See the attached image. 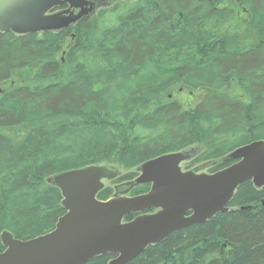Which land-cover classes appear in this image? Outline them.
<instances>
[{"label":"trees","instance_id":"trees-1","mask_svg":"<svg viewBox=\"0 0 264 264\" xmlns=\"http://www.w3.org/2000/svg\"><path fill=\"white\" fill-rule=\"evenodd\" d=\"M235 1H120L58 33H0V235L55 229L66 213L55 175L118 166L127 173L111 185L136 196L150 185H124L149 160L194 148L186 171L206 164L211 174L264 141V0H238L249 40L226 32L236 11L219 7ZM186 91V103L202 101L187 107ZM228 208L127 264H264V187L246 181Z\"/></svg>","mask_w":264,"mask_h":264},{"label":"water","instance_id":"water-1","mask_svg":"<svg viewBox=\"0 0 264 264\" xmlns=\"http://www.w3.org/2000/svg\"><path fill=\"white\" fill-rule=\"evenodd\" d=\"M64 5L66 10L48 14ZM95 8L93 0H0V32L57 33ZM191 159V153L178 152L149 160L128 184L150 185L147 193H116L105 201L97 196L105 179H116L113 167L87 166L51 177L48 182L60 189L66 213L52 232L32 240L3 232L0 264H88L106 254L117 256L109 264H127L171 234L228 212L246 181L264 187V141L236 149L227 158L235 162L213 174L183 172L181 164ZM151 210L155 212L146 213ZM131 214L140 215L125 221Z\"/></svg>","mask_w":264,"mask_h":264},{"label":"rangeland","instance_id":"rangeland-1","mask_svg":"<svg viewBox=\"0 0 264 264\" xmlns=\"http://www.w3.org/2000/svg\"><path fill=\"white\" fill-rule=\"evenodd\" d=\"M94 2H96V7L98 6V5H100V6H98L97 7V10H99V8L101 7V5L102 4H104V2L105 1H108V0H93ZM120 1H124V2H129V3H134V2H136L137 0H112V5L111 6H109V9L110 8H112L116 3H118V2H120ZM104 7H108V6H104ZM103 8V7H102ZM101 9V8H100ZM94 12V11H93ZM93 12L91 13V14H93ZM57 13V12H56ZM96 13V12H95ZM94 13V14H95ZM49 14V13H48ZM50 14H52V13H50ZM93 14V15H94ZM239 18H240V11H236V15H235V17L233 18V19H231V21L229 22V24L226 26V32L227 33H233V32H237L238 34H240L244 39H246V40H249V39H252L253 38V34L251 33V31L250 30H245L244 31V29L243 28H241L240 27V23H243L245 26L247 25V23H248V21H244V22H241L240 20H239ZM188 91H186L185 93H183L181 96H178V99H180L187 107L190 105L191 107H195L196 105H198V103L199 102H201L202 101V99H203V94L202 93H198L197 95H196V97H194V99H193V102H191V103H186L185 102V100H183L186 96V93H187ZM192 94V93H191ZM194 148H189V150H187L186 152H189V153H191L192 154V159L195 157V152H194ZM191 159V160H192ZM191 160H189V161H186V162H184V163H182L181 164V168H182V170L183 171H186V169H187V166H188V164L190 163V161ZM112 167V166H111ZM210 166H208V165H206V164H204V166L202 165V166H198V167H195V168H193L192 170L193 171H195L196 173H199V174H201V173H209V170H210ZM113 169L115 170V172L117 173V177L116 178H118L120 175L122 176V175H124V174H126L127 173V171L126 170H124V169H122V168H120V167H116V166H114L113 167ZM133 171H136V172H139V168H136V169H134V170H131L130 172H133ZM140 173V172H139ZM115 180V179H114ZM113 180H111V179H105L104 181H103V183H104V185H105V187H109L110 185H111V182H112ZM112 186V185H111ZM128 185H124V187H127ZM113 188H114V194L115 193H122L123 195H125V196H128L129 195V191L127 190V189H124V190H119V188H118V186L117 185H114V186H112ZM116 189V190H115Z\"/></svg>","mask_w":264,"mask_h":264},{"label":"flooded vegetation","instance_id":"flooded-vegetation-1","mask_svg":"<svg viewBox=\"0 0 264 264\" xmlns=\"http://www.w3.org/2000/svg\"><path fill=\"white\" fill-rule=\"evenodd\" d=\"M137 1H139V0H137ZM136 1V2H137ZM112 5V0H108V1H105L104 2V4H102L101 5V9L99 8V10H97V11H95L94 13L95 14H97L98 12H100V11H102V10H106L107 8H109V6H111ZM104 6H108V7H104ZM115 6V5H114ZM103 7V8H102ZM224 8V9H229L230 11H240V7H243L242 8V12H245V9H244V6H242L240 3H239V1L238 0H236L235 2H232L231 3V5L228 3V2H224L223 3V5H220V7L219 8ZM64 9H66V6H64V7H61V8H59V9H57V10H55V11H59V10H64ZM76 13H78V11H76ZM94 14V15H95ZM94 15H92V16H94ZM82 21V20H81Z\"/></svg>","mask_w":264,"mask_h":264}]
</instances>
